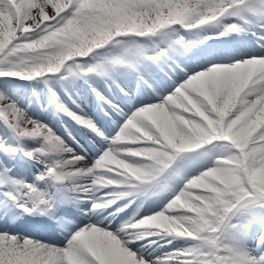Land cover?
I'll list each match as a JSON object with an SVG mask.
<instances>
[{"label":"snow or ice","instance_id":"obj_1","mask_svg":"<svg viewBox=\"0 0 264 264\" xmlns=\"http://www.w3.org/2000/svg\"><path fill=\"white\" fill-rule=\"evenodd\" d=\"M232 34L250 45L191 63L193 44ZM93 77L111 135L51 87ZM0 84V264H264V0H0ZM32 103L98 137L99 154Z\"/></svg>","mask_w":264,"mask_h":264},{"label":"bare ground","instance_id":"obj_2","mask_svg":"<svg viewBox=\"0 0 264 264\" xmlns=\"http://www.w3.org/2000/svg\"><path fill=\"white\" fill-rule=\"evenodd\" d=\"M241 41H243V38H242V37H239L238 42H241ZM19 86H20V85L18 84V82L12 84V91H13V90H17V89H19V88H20ZM83 95H86V94H83ZM93 114H94V113H93ZM57 237H58V239H61V238H62V236H57ZM152 247H153V246H152ZM148 251H152V248H149ZM153 253H154V252H153Z\"/></svg>","mask_w":264,"mask_h":264},{"label":"rangeland","instance_id":"obj_3","mask_svg":"<svg viewBox=\"0 0 264 264\" xmlns=\"http://www.w3.org/2000/svg\"><path fill=\"white\" fill-rule=\"evenodd\" d=\"M149 43H151V42H149Z\"/></svg>","mask_w":264,"mask_h":264}]
</instances>
